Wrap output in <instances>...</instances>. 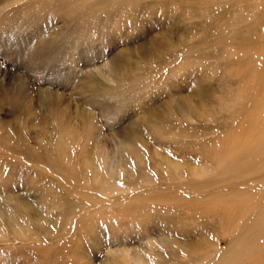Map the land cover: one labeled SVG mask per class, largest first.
<instances>
[{
  "label": "rangeland",
  "instance_id": "1",
  "mask_svg": "<svg viewBox=\"0 0 264 264\" xmlns=\"http://www.w3.org/2000/svg\"><path fill=\"white\" fill-rule=\"evenodd\" d=\"M0 264H264V0H0Z\"/></svg>",
  "mask_w": 264,
  "mask_h": 264
},
{
  "label": "bare ground",
  "instance_id": "2",
  "mask_svg": "<svg viewBox=\"0 0 264 264\" xmlns=\"http://www.w3.org/2000/svg\"><path fill=\"white\" fill-rule=\"evenodd\" d=\"M130 3V2H129ZM251 257V256H250Z\"/></svg>",
  "mask_w": 264,
  "mask_h": 264
}]
</instances>
